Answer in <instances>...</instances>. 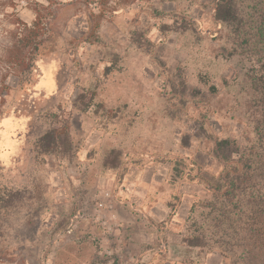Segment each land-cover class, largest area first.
<instances>
[{"label":"rangeland","instance_id":"1","mask_svg":"<svg viewBox=\"0 0 264 264\" xmlns=\"http://www.w3.org/2000/svg\"><path fill=\"white\" fill-rule=\"evenodd\" d=\"M32 2L0 0V264H230L222 228L230 257L251 250L245 217L217 222L203 180L224 171L217 139L256 142L250 63L231 54L214 0H55L20 79L2 57L34 3L48 6ZM62 112L70 147L38 152ZM112 149L121 165L105 169Z\"/></svg>","mask_w":264,"mask_h":264},{"label":"trees","instance_id":"2","mask_svg":"<svg viewBox=\"0 0 264 264\" xmlns=\"http://www.w3.org/2000/svg\"><path fill=\"white\" fill-rule=\"evenodd\" d=\"M32 4V0H23ZM34 3L36 18L29 25L23 23L22 28L13 30L9 44L4 48L2 61L12 70L15 77L33 70L36 57L43 43L45 30L44 11L55 0H43ZM15 14H12L13 17ZM215 20L228 31V41L232 55L243 56L250 63L243 84V94L248 111L254 123L256 142L252 146L242 147L237 140L230 138L217 139L214 153L224 164V171L218 176H205L203 180L212 189L214 198L207 207L215 211L216 221L224 223L229 220L237 223L245 217L246 228L254 239L253 247L248 252L239 250L233 257L227 246L228 228H220L217 237L221 242L220 254L230 264H264V0H214ZM6 77L3 78V81ZM5 83V81H4ZM183 92L187 86L181 82ZM7 88V85L4 84ZM94 100V94L91 96ZM86 104L82 110H86ZM69 114L62 112L54 116L50 127L36 142L38 152L44 154L60 153V148L70 147ZM122 152L112 149L103 161L105 169H117L121 165ZM179 171V168H176ZM234 219H233V217ZM236 228V227H234ZM205 233L190 238L189 246L204 245ZM262 240V241H261Z\"/></svg>","mask_w":264,"mask_h":264}]
</instances>
